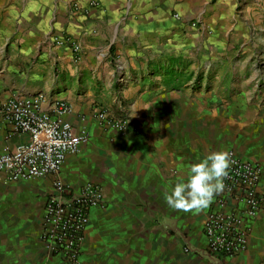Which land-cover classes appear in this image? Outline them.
<instances>
[{"label": "crops", "instance_id": "crops-1", "mask_svg": "<svg viewBox=\"0 0 264 264\" xmlns=\"http://www.w3.org/2000/svg\"><path fill=\"white\" fill-rule=\"evenodd\" d=\"M92 1L98 4L89 5ZM212 1L0 0V34L24 39L10 42L9 36L0 42V51L10 45L25 56L43 45V57L50 60L29 76L20 74L22 83L15 88L0 86V97L46 92L45 109L56 116L54 103L67 101L71 110L63 119L77 134L87 133L78 151L66 154L57 174L19 181L0 174V264H68L41 239L55 178L75 190L89 182L104 189L105 206L91 209L85 230L86 264H213L185 250L206 246L204 222L216 204L200 212L175 211L164 194L186 180L192 163L211 151L231 149L258 161L264 188V103L236 97L235 75L228 90L217 95L220 100L209 102L205 84L194 87L188 79L173 86L181 79L162 72L175 60L173 52L186 46L177 29L190 36L188 24L196 15L213 30L228 34L235 29L230 22L234 0L213 1L214 15L209 16L205 6ZM58 35L79 43V55L70 46L56 45ZM43 37L49 41L42 43ZM83 76L94 84L82 91L76 84L59 86L69 79L80 85ZM28 80L43 84L26 85ZM102 105L116 117H129L136 128L122 133L101 124L95 113ZM28 140L0 113V155ZM234 206L244 209L243 203L226 209ZM249 227L248 249L223 264H264V211Z\"/></svg>", "mask_w": 264, "mask_h": 264}, {"label": "built area", "instance_id": "built-area-1", "mask_svg": "<svg viewBox=\"0 0 264 264\" xmlns=\"http://www.w3.org/2000/svg\"><path fill=\"white\" fill-rule=\"evenodd\" d=\"M98 4L95 1L89 5ZM78 7V3L74 4ZM179 17V14L175 15ZM58 46H70L78 55L81 46L69 35L53 38ZM49 96L45 92L33 95L14 93L0 97V113L14 131L27 133L29 140L0 155V174L7 181L27 180L34 177L57 174L67 153L78 151L87 140V133L77 134L71 122L63 119L71 107L65 100L54 103L56 116L45 109ZM98 121L126 133L133 126L129 117H116L105 106L95 113ZM234 163L229 177L224 181L223 193L216 195V208L205 218L206 246L187 252L207 257L213 264L223 262L244 253L249 244V223L264 211V188L261 186V168L257 160L244 159L231 149ZM56 193L49 196L43 214L41 239L47 249L68 264H86L82 249L85 230L91 209L105 206V194L101 185L86 183L78 189L55 178ZM230 203H243L244 209H226Z\"/></svg>", "mask_w": 264, "mask_h": 264}, {"label": "rangeland", "instance_id": "rangeland-1", "mask_svg": "<svg viewBox=\"0 0 264 264\" xmlns=\"http://www.w3.org/2000/svg\"><path fill=\"white\" fill-rule=\"evenodd\" d=\"M231 10L235 12L230 22H234L235 29L228 34L223 30H213L204 19L198 15L189 22L191 35L183 36L177 29V38L183 37L186 46L173 52L175 60L168 66L161 67L162 72L180 78V82L173 86H182V80H193L192 85L205 86L207 99L209 102H218L217 96L225 93L235 75V86H238L236 97L248 103V100L255 103H264V0H234ZM213 1L205 6L209 16L214 15ZM210 18V17H209ZM0 19V23L2 22ZM214 18L212 22H214ZM203 31V33H201ZM220 31V32H219ZM10 36V37H9ZM23 41L22 36L15 34H0V42ZM3 38V39H2ZM215 38V42H213ZM43 42L49 41L48 37H43ZM21 46H19L20 48ZM45 47L40 49L32 48L27 53L6 45L0 51V86L16 87L21 82L20 74L25 72L29 76L35 71L39 64H47L49 59L43 57ZM39 53V54H38ZM15 54L16 57H11ZM79 56L76 57L78 59ZM235 72V73H234ZM35 81V80H34ZM60 87L66 86L70 89L74 84L79 90H84L94 81H88L84 76L77 82L70 79L64 81ZM43 84L41 81L33 82L28 80L26 85ZM58 82H55L57 88ZM243 87V89H242ZM46 93V92H45ZM227 97V96H223ZM230 102V99H225ZM212 104H210L211 106ZM210 115V112H209ZM190 264H197L196 261Z\"/></svg>", "mask_w": 264, "mask_h": 264}, {"label": "clouds", "instance_id": "clouds-1", "mask_svg": "<svg viewBox=\"0 0 264 264\" xmlns=\"http://www.w3.org/2000/svg\"><path fill=\"white\" fill-rule=\"evenodd\" d=\"M234 161L226 150L211 151L203 159L192 163L186 180H180L170 192H165V201L171 209L183 212H200L207 209L216 195L225 190L224 181Z\"/></svg>", "mask_w": 264, "mask_h": 264}, {"label": "trees", "instance_id": "trees-1", "mask_svg": "<svg viewBox=\"0 0 264 264\" xmlns=\"http://www.w3.org/2000/svg\"><path fill=\"white\" fill-rule=\"evenodd\" d=\"M213 1H215V0H213Z\"/></svg>", "mask_w": 264, "mask_h": 264}]
</instances>
